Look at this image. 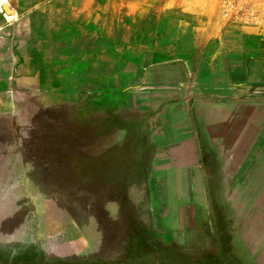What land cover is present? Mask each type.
I'll return each mask as SVG.
<instances>
[{
	"label": "crops",
	"instance_id": "0c3cea01",
	"mask_svg": "<svg viewBox=\"0 0 264 264\" xmlns=\"http://www.w3.org/2000/svg\"><path fill=\"white\" fill-rule=\"evenodd\" d=\"M13 4L0 9V253L25 235L30 198L50 195L41 181L80 179L163 264H264V13Z\"/></svg>",
	"mask_w": 264,
	"mask_h": 264
},
{
	"label": "rangeland",
	"instance_id": "374dc122",
	"mask_svg": "<svg viewBox=\"0 0 264 264\" xmlns=\"http://www.w3.org/2000/svg\"><path fill=\"white\" fill-rule=\"evenodd\" d=\"M17 0H0L9 9ZM128 1V0H124ZM264 0H185L186 11L198 8L205 17L264 13ZM263 12V13H262ZM219 22L201 20L202 26ZM56 127H59L56 123ZM15 168V166H13ZM81 180L41 181L42 191L50 195L33 196L26 207L23 237L11 235L8 250L0 253V264H163L151 245L128 243L113 226L112 203L97 202V197L80 194ZM106 199L108 197H100ZM119 223V221H118ZM139 233L143 229L136 230ZM126 240L120 243V239ZM149 248V249H148Z\"/></svg>",
	"mask_w": 264,
	"mask_h": 264
},
{
	"label": "trees",
	"instance_id": "16d2710c",
	"mask_svg": "<svg viewBox=\"0 0 264 264\" xmlns=\"http://www.w3.org/2000/svg\"><path fill=\"white\" fill-rule=\"evenodd\" d=\"M59 125V127H65V124L63 123V121H61L60 123H59V121L57 122ZM60 175H63V174H60ZM71 180V179H70ZM75 180H77V179H75ZM80 180V179H79ZM80 188H81V184H80ZM84 191H93V192H96V188L94 187V188H92V187H90L89 189H85ZM81 192H82V188H81ZM82 195V194H81ZM82 196H86V197H90V196H92V197H94L95 195H82ZM97 197V196H96ZM98 199H97V202L96 203H98V200H99V197H97Z\"/></svg>",
	"mask_w": 264,
	"mask_h": 264
},
{
	"label": "built area",
	"instance_id": "2783aa9c",
	"mask_svg": "<svg viewBox=\"0 0 264 264\" xmlns=\"http://www.w3.org/2000/svg\"><path fill=\"white\" fill-rule=\"evenodd\" d=\"M263 3H264V1H263Z\"/></svg>",
	"mask_w": 264,
	"mask_h": 264
}]
</instances>
